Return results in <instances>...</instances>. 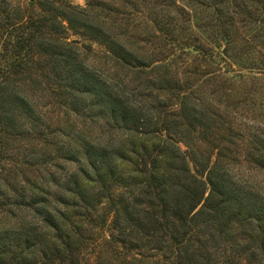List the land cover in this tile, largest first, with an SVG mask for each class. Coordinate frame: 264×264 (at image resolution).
<instances>
[{"label":"trees","instance_id":"1","mask_svg":"<svg viewBox=\"0 0 264 264\" xmlns=\"http://www.w3.org/2000/svg\"><path fill=\"white\" fill-rule=\"evenodd\" d=\"M195 3L2 0L0 264H264V0Z\"/></svg>","mask_w":264,"mask_h":264},{"label":"rangeland","instance_id":"2","mask_svg":"<svg viewBox=\"0 0 264 264\" xmlns=\"http://www.w3.org/2000/svg\"><path fill=\"white\" fill-rule=\"evenodd\" d=\"M29 1L31 0H6V2L12 3V4H19L22 6H25ZM54 1H58V0H54ZM67 2H69L72 5L78 6V7H84L85 5V0H66ZM205 1V0H204ZM177 5H181L182 7H187V9L190 11V13L192 15H195V17L192 18L193 23H198L202 18L201 16H204L203 22L207 23V20H211V18H213V15L210 13L211 10L204 11L199 5H197L195 3V0H176ZM0 5L2 8V0H0ZM207 12H208V16H207ZM207 16V18H206ZM199 18V20H198ZM254 26L251 27V31H249V33H245V29H241V32H238V34L235 33H230V39L232 41H236V43L238 42L239 46L241 47L240 49L236 48L234 49L233 52H237V61L239 62L238 65L237 63H235V69L238 70L239 72H241L242 74H248L249 72H254V75L256 77L255 80H251L249 83H247L245 85V91H247L246 93L244 92L245 95H247V97H249L252 100H256L257 105L255 106V111L258 113H262L264 115V75H260V73H258V69H261V72L264 73V58H262L261 53H263V48L261 47L263 42H264V29L259 28V30L257 29V24H252ZM259 25V24H258ZM205 40H210L213 38V34H206L204 35ZM83 46L88 45L86 42H82L81 43ZM91 52L96 53V55L102 57V55L100 54V48L95 46V45H91L90 47ZM233 55V54H232ZM237 82V81H236ZM237 85V83L235 84ZM235 88H237L236 86H234ZM225 98V95H229V98H234L232 93H229L228 90H221L220 91ZM243 94V95H244ZM244 98V97H243ZM242 98V99H243ZM251 101H247V105L251 106ZM248 144H246L244 148V151L247 152L248 151ZM244 151L238 155V159L242 160L245 159L247 160L246 155H244ZM239 152V151H238ZM243 163V170L245 168H249L250 164L249 163ZM252 179V181L254 183H258V185L260 186L262 195L264 197V169L261 170H256L251 177L249 176L248 179ZM243 230H247V229H242L239 228L238 226H235L234 228V235H235V240L239 242L243 241L244 239H242V235L243 234ZM242 243V242H241Z\"/></svg>","mask_w":264,"mask_h":264},{"label":"water","instance_id":"3","mask_svg":"<svg viewBox=\"0 0 264 264\" xmlns=\"http://www.w3.org/2000/svg\"><path fill=\"white\" fill-rule=\"evenodd\" d=\"M32 1V0H31Z\"/></svg>","mask_w":264,"mask_h":264}]
</instances>
